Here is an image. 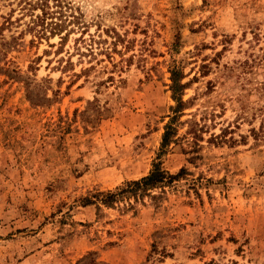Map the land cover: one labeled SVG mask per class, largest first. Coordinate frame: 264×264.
<instances>
[{
    "label": "rangeland",
    "instance_id": "obj_1",
    "mask_svg": "<svg viewBox=\"0 0 264 264\" xmlns=\"http://www.w3.org/2000/svg\"><path fill=\"white\" fill-rule=\"evenodd\" d=\"M36 2L0 0V264H264V0Z\"/></svg>",
    "mask_w": 264,
    "mask_h": 264
},
{
    "label": "trees",
    "instance_id": "obj_2",
    "mask_svg": "<svg viewBox=\"0 0 264 264\" xmlns=\"http://www.w3.org/2000/svg\"><path fill=\"white\" fill-rule=\"evenodd\" d=\"M38 4L42 6L40 15H35L31 22L33 24H39L40 26L44 23L45 14L50 15L51 18L52 12H46L43 9V6L46 4V0H38L35 5ZM61 22V21H60ZM60 22L50 21L47 23L49 25V32L54 30H58L61 27ZM170 90L172 93V97L174 99V105L170 107L171 115L168 117V121L164 124L163 131L160 137V143L158 147L157 155L162 154L167 145L173 140L176 139V125L179 122L178 118L182 115V109L185 105V101L181 99V91L185 87V82L181 83L180 79L176 78V70L172 69L170 71ZM198 130L197 124L195 122H190L188 128V134H190L191 140L188 142L190 146L193 145V148L197 146L198 141ZM217 136H212V139H217ZM182 169L180 168L178 173ZM178 173L170 174L166 170L160 167V162L155 161L152 163V166L148 173L144 176H141L138 179L130 180L126 183V188L129 193L135 195L136 197L142 195H150V191L154 188L162 189L163 186L168 185L174 177L178 175ZM118 196L117 192H97L96 194L92 195L94 199H97L100 203L106 205L113 202ZM88 200V199H86ZM76 264H104L102 261H98L95 257L92 256V253L89 252L86 255L82 256L79 260H77Z\"/></svg>",
    "mask_w": 264,
    "mask_h": 264
}]
</instances>
